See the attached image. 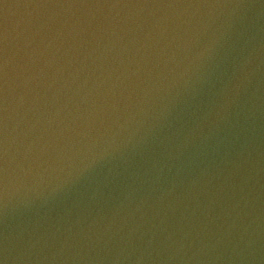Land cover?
Wrapping results in <instances>:
<instances>
[{
	"label": "water",
	"instance_id": "water-1",
	"mask_svg": "<svg viewBox=\"0 0 264 264\" xmlns=\"http://www.w3.org/2000/svg\"><path fill=\"white\" fill-rule=\"evenodd\" d=\"M0 264H264V0H0Z\"/></svg>",
	"mask_w": 264,
	"mask_h": 264
}]
</instances>
